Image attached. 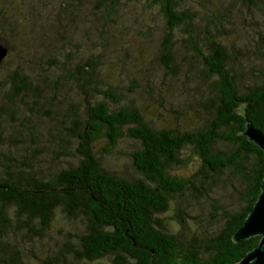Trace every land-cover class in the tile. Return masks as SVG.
I'll return each instance as SVG.
<instances>
[{"label":"rangeland","instance_id":"1","mask_svg":"<svg viewBox=\"0 0 264 264\" xmlns=\"http://www.w3.org/2000/svg\"><path fill=\"white\" fill-rule=\"evenodd\" d=\"M178 2L193 21L175 29L172 70L161 60L166 17L155 0H0V42L9 48L0 65V172L3 163L16 162L33 177L48 178L75 163L72 120L86 116L88 105L100 99L111 107L138 106L159 127L200 124L210 87L190 33L202 48L210 33L227 46L241 90L262 80L264 0ZM78 66L87 70L85 77ZM13 70L26 73L36 87L10 98L7 77ZM138 145L125 134L112 150H106V138L94 150L105 169L134 177L139 173L131 153ZM181 157L172 174L188 177L199 169L190 148ZM192 186L161 214L184 241L217 233L224 216L244 204L246 189L235 169L196 177ZM7 217L0 226V264H10L11 256L16 264H47L59 253L56 264H76L68 244L84 231L82 219L57 210L41 229L39 223L30 227L14 207Z\"/></svg>","mask_w":264,"mask_h":264},{"label":"trees","instance_id":"2","mask_svg":"<svg viewBox=\"0 0 264 264\" xmlns=\"http://www.w3.org/2000/svg\"><path fill=\"white\" fill-rule=\"evenodd\" d=\"M155 2L166 17L161 60L174 70L175 29L193 18L179 8L178 0ZM209 36L204 48L195 33L188 38L196 44L210 87L203 100L207 113L200 124L159 127L138 106L111 107L106 99L89 104L86 116H76L70 128V134L77 138L75 163L39 179L31 171L16 168V162L3 163L0 226L8 219L11 207L30 227L39 223L41 229L50 226L57 210L80 218L84 231L76 242L68 244L76 264H235L257 246L260 235L240 242L233 235L252 209L264 177L263 151L243 134L247 122L264 132V70L260 82L241 90L230 67V51L214 34ZM77 71L83 77L87 72L81 66ZM7 81L10 98L36 87L19 70L11 71ZM125 134L139 142L131 153L139 173L134 177L105 169L94 150L100 138H106V150H112ZM186 148L198 156L199 169L188 177L172 174L170 168L183 161L181 153ZM231 169L246 183L244 204L224 216L217 233L184 241L161 214L170 209L177 195L193 187L196 177L208 179ZM180 225L183 229L185 220ZM59 256L47 264H56ZM10 259V264H16L13 256Z\"/></svg>","mask_w":264,"mask_h":264},{"label":"water","instance_id":"3","mask_svg":"<svg viewBox=\"0 0 264 264\" xmlns=\"http://www.w3.org/2000/svg\"><path fill=\"white\" fill-rule=\"evenodd\" d=\"M8 52V46L0 42V64L8 55ZM243 134L247 136L250 141L258 145L262 149L264 155V132L255 127L251 122H247ZM256 235L261 236L259 244L248 251L246 255L235 264H264V177L261 182V191L252 209L249 211L243 224L234 233L233 238L236 242H240Z\"/></svg>","mask_w":264,"mask_h":264}]
</instances>
